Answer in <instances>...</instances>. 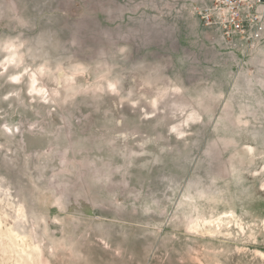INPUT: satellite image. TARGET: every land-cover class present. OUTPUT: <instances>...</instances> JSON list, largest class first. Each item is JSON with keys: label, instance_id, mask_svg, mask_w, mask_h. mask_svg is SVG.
<instances>
[{"label": "rangeland", "instance_id": "rangeland-1", "mask_svg": "<svg viewBox=\"0 0 264 264\" xmlns=\"http://www.w3.org/2000/svg\"><path fill=\"white\" fill-rule=\"evenodd\" d=\"M204 2L0 0V264H264V48Z\"/></svg>", "mask_w": 264, "mask_h": 264}, {"label": "built area", "instance_id": "built-area-1", "mask_svg": "<svg viewBox=\"0 0 264 264\" xmlns=\"http://www.w3.org/2000/svg\"><path fill=\"white\" fill-rule=\"evenodd\" d=\"M197 12L227 47L242 55L264 48V0H208Z\"/></svg>", "mask_w": 264, "mask_h": 264}, {"label": "bare ground", "instance_id": "bare-ground-1", "mask_svg": "<svg viewBox=\"0 0 264 264\" xmlns=\"http://www.w3.org/2000/svg\"><path fill=\"white\" fill-rule=\"evenodd\" d=\"M238 216H236L233 212H224V213H221V215L220 216H218V218H217V221H216V224H217V226H222L223 227V225L225 226V228H227V227H230V226H232V225H236L237 226V228H239V229H242L243 230V224H242V222L237 218ZM3 225V224H2ZM246 227V226H245ZM220 229V228H219ZM212 230V229H211ZM241 231V230H240ZM221 232V231H220ZM224 232V231H223ZM231 233V232H230ZM238 233V232H237ZM242 233V232H241ZM226 234V233H225ZM2 239V238H1ZM5 239H7V238H5ZM4 239V240H5ZM4 240H1V241H4ZM25 242V241H24ZM22 244V243H21ZM19 250H20V248H19ZM18 251V250H17ZM1 252V251H0ZM3 253V252H2ZM8 254H6V256H7ZM261 255H263L264 256V253H262ZM9 256V255H8ZM7 256V257H8ZM15 256V255H14ZM3 258V257H2ZM1 259V258H0ZM28 259V258H27ZM31 259V258H30ZM5 260H6V258H5ZM3 261V260H2ZM30 263V262H29Z\"/></svg>", "mask_w": 264, "mask_h": 264}]
</instances>
